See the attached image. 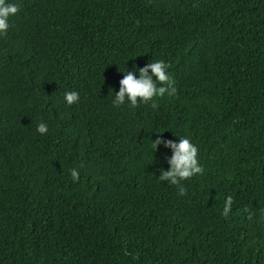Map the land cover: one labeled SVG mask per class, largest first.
Here are the masks:
<instances>
[{
    "label": "trees",
    "instance_id": "obj_1",
    "mask_svg": "<svg viewBox=\"0 0 264 264\" xmlns=\"http://www.w3.org/2000/svg\"><path fill=\"white\" fill-rule=\"evenodd\" d=\"M15 2L0 35V264H264V0ZM154 60L176 94L113 107L120 71ZM158 135L198 148L183 195L158 177Z\"/></svg>",
    "mask_w": 264,
    "mask_h": 264
},
{
    "label": "clouds",
    "instance_id": "obj_2",
    "mask_svg": "<svg viewBox=\"0 0 264 264\" xmlns=\"http://www.w3.org/2000/svg\"><path fill=\"white\" fill-rule=\"evenodd\" d=\"M20 11V6L15 0H0V35L5 34L10 25V16L16 15ZM169 65L164 60H154L147 62L141 67L120 71L122 77L119 80L118 91L113 92L114 97L111 101L113 107H119L126 103L135 107L139 102L147 103L153 97H163L165 94L174 96L177 92L176 82L168 73ZM65 102L68 105L78 103L80 95L77 91H68L64 95ZM157 105L153 102L152 107ZM36 131L44 135L48 132L47 123L41 121L38 123ZM154 151L158 146L171 150V155L166 157L168 168L160 169L159 179L167 181L171 185L178 187L181 195L185 194V188L181 181L189 179L196 174H202L204 169L200 165L197 152L198 148L188 137H177L169 139L163 136H157L153 140ZM70 175L73 182L79 180L78 168H72ZM232 203V198H226L223 208V215L227 216Z\"/></svg>",
    "mask_w": 264,
    "mask_h": 264
}]
</instances>
